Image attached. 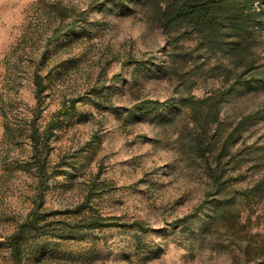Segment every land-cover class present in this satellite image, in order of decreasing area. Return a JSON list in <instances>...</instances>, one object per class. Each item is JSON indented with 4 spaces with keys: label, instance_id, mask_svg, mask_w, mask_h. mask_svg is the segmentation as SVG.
Returning <instances> with one entry per match:
<instances>
[{
    "label": "rangeland",
    "instance_id": "1",
    "mask_svg": "<svg viewBox=\"0 0 264 264\" xmlns=\"http://www.w3.org/2000/svg\"><path fill=\"white\" fill-rule=\"evenodd\" d=\"M140 2L0 0V264L264 261V79L229 94L204 152L197 149L201 127L187 108L168 123L155 119L156 110L127 117L141 100L178 95L173 78L137 65L168 60L172 47ZM74 23L78 30L69 31ZM196 41L186 39L183 49ZM259 62L264 71V58ZM222 64L234 66L223 54L201 67L189 60L192 93L226 87ZM35 71L45 90L37 91ZM72 99L76 106L61 115L49 148L60 173L49 169L40 179L28 158V130L34 120L43 130ZM231 134L221 180L235 196L234 209L215 217L210 205L180 221L211 197L210 164ZM33 208L47 217L36 238L44 247L23 250L19 262L8 236ZM135 219L151 228L132 225Z\"/></svg>",
    "mask_w": 264,
    "mask_h": 264
},
{
    "label": "trees",
    "instance_id": "2",
    "mask_svg": "<svg viewBox=\"0 0 264 264\" xmlns=\"http://www.w3.org/2000/svg\"><path fill=\"white\" fill-rule=\"evenodd\" d=\"M129 1L131 0H120V6H129ZM139 6L146 14L160 22L168 34L172 47L168 51V60L138 59L137 65L140 68L148 66L155 76L173 78L174 90L178 95L165 100L158 98L141 100L128 107L126 115L127 117L142 116L156 110L159 113L155 119L160 123H168L175 120L187 108L192 113V118L201 127L198 133L197 149L204 152L210 137H207L209 126L218 120L222 104L229 94L239 86H255L264 79V71L259 69L262 67L259 60L264 58L262 54L264 0H141ZM83 14L82 19H85V13ZM78 28V25L74 23L68 30L77 31ZM193 37L197 40L196 43L183 49V41ZM222 54L229 57L234 64L233 67L229 64L218 65L226 71L228 85L218 92L203 97L193 94L192 87L195 79H192L191 72L186 69L188 61L193 60L197 67H201L212 57ZM201 56H204L203 61H199ZM34 79L37 91L45 90L46 82L38 71H35ZM75 106L76 99L66 101L43 130L39 129L40 124H37L35 120L32 122L31 129L28 130L32 148L28 158L40 179L43 174L49 173V169L54 170L53 175L60 173L55 169V163L51 158L49 150L51 138L54 128L59 126L58 120L61 115L68 114ZM235 139L233 134L229 135L222 144L217 159L213 162L214 165L210 164L209 174L214 183V190L207 194L211 197H206L180 221L189 219L190 222L200 217L201 211L210 205L214 206L217 212L215 217L227 216L232 212L235 196L228 194V186L221 179L225 171L222 159L230 153L231 143H234ZM42 212L40 208L31 209L16 232L8 236V243L16 261L22 260L23 250L34 252L44 247L43 240L36 239L47 221V217ZM100 218L101 216L94 217L92 224H98ZM132 225H138L141 229L151 228L140 219H135ZM259 264H264V261Z\"/></svg>",
    "mask_w": 264,
    "mask_h": 264
}]
</instances>
